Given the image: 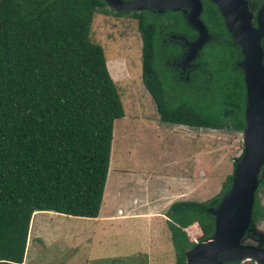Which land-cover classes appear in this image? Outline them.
Returning a JSON list of instances; mask_svg holds the SVG:
<instances>
[{
	"label": "trees",
	"instance_id": "obj_1",
	"mask_svg": "<svg viewBox=\"0 0 264 264\" xmlns=\"http://www.w3.org/2000/svg\"><path fill=\"white\" fill-rule=\"evenodd\" d=\"M201 2L210 39L187 79L170 64L184 53L171 36L197 38L182 12L114 15L137 21L141 81L162 123L242 132V56L217 8ZM98 12L109 13L104 0H0V264H24L35 213L99 215L113 124L124 111L103 48L90 39ZM234 170L213 198L173 202L165 211L175 264H186L185 252L196 245L189 227L200 231L199 243L214 234L207 210L230 190ZM258 179L264 186V165ZM252 214L259 215L257 203Z\"/></svg>",
	"mask_w": 264,
	"mask_h": 264
},
{
	"label": "rangeland",
	"instance_id": "obj_2",
	"mask_svg": "<svg viewBox=\"0 0 264 264\" xmlns=\"http://www.w3.org/2000/svg\"><path fill=\"white\" fill-rule=\"evenodd\" d=\"M107 9L108 14L94 15L90 39L103 48L124 117L113 124L100 212L102 217L106 215L105 221L113 223L117 208L123 210L135 196L158 205L153 214L159 218H152L147 230L140 220L129 224L137 234L136 243L124 232L93 231L90 220L43 212L46 214L36 216L35 222L42 220L44 230L33 233L31 227L24 264H175L170 234L160 215L173 202H204L216 196L244 151L240 132L189 128L159 120L155 104L141 81L142 41L137 21L130 15L116 17L114 13L118 11L108 6ZM170 39L184 49L182 57L170 64L182 79H187L185 74L194 69L199 51L191 55L189 41L176 36ZM124 174L131 175L125 178L126 184L122 180L120 183ZM255 203L259 215L252 217ZM252 213L241 244L264 251V186L259 179ZM186 233L199 244L201 233L195 225ZM145 248L148 254L143 253Z\"/></svg>",
	"mask_w": 264,
	"mask_h": 264
},
{
	"label": "water",
	"instance_id": "obj_3",
	"mask_svg": "<svg viewBox=\"0 0 264 264\" xmlns=\"http://www.w3.org/2000/svg\"><path fill=\"white\" fill-rule=\"evenodd\" d=\"M208 1L217 8L228 34L241 48L243 56L239 67L243 71L246 92L245 128L240 132L244 151L235 162L230 190L222 196L215 208L207 210L214 219V234L211 238L187 250L184 254L185 262L186 264H224L252 261L255 264H264V251L241 244L251 220L258 175L264 165V66L263 50L260 46L264 30L261 27L258 29L252 27V16L246 0ZM104 2L118 13H138L147 8L159 13L187 10V14L182 12L185 20L197 33L196 40L187 43L191 55L197 54L210 39L208 30L200 19L203 12L201 0H133L130 2L104 0ZM245 257L251 260L243 261L242 258Z\"/></svg>",
	"mask_w": 264,
	"mask_h": 264
},
{
	"label": "crops",
	"instance_id": "obj_4",
	"mask_svg": "<svg viewBox=\"0 0 264 264\" xmlns=\"http://www.w3.org/2000/svg\"><path fill=\"white\" fill-rule=\"evenodd\" d=\"M129 176H131V175L124 174L120 178V183L122 180V181H124V184H126L125 178L129 177ZM119 192H121V191H119ZM131 198L133 199V201H132V203H129V205H124V207H126V208H124L123 210L121 207L117 208L116 212L118 214L115 215L114 217H112V219H116L115 222H113V223H111L110 221H105L106 215L104 217H102L101 212H99V215L97 218L86 219V220H90V222H92L91 224L93 226V228H92L93 231H101V232L102 231H108L107 233H112L113 231L115 233H123L124 232V234H126L128 236L131 235V240H134V241H136V243H138L137 234L136 235L134 234V231H132V228L129 227V224H134L135 221L133 222V220H140L141 224H145L144 229L148 228L150 226V222H151L150 220L152 218H159V216L154 217V214H153V213H155L154 208H156V206H158V205L155 206L153 201H149V203H147L145 200H142V198H139V197L133 196ZM142 209H147V211H143ZM100 211H101V208H100ZM40 214H46V213L40 212V213L34 214L33 220H32L33 233L35 231H39L40 229L44 230L42 228L44 226V223L42 222V220L37 219L35 222L36 216H38ZM51 214L52 213H50V215ZM164 214H165V212L160 215V218L162 219L163 223H165V220H166ZM52 215H54V214H52ZM98 223H100V225H98ZM129 233H131V234H129ZM93 235H95V234H93ZM35 241H37V240H35ZM143 253L148 254L149 253L148 249L145 248V251H143ZM24 262H25V259H24Z\"/></svg>",
	"mask_w": 264,
	"mask_h": 264
},
{
	"label": "flooded vegetation",
	"instance_id": "obj_5",
	"mask_svg": "<svg viewBox=\"0 0 264 264\" xmlns=\"http://www.w3.org/2000/svg\"><path fill=\"white\" fill-rule=\"evenodd\" d=\"M246 2L248 4L249 13L252 16V18H251L252 27L254 29H258L259 27H261L264 30V0H246ZM231 41H232V45L235 46L236 44L234 43L232 38H231ZM260 46L263 50V59H264V34H263V37H261ZM238 48H239V51L241 54V48L240 47H238ZM241 56H242V54H241ZM242 58H243V56H242ZM241 61H242V59L236 64L238 68H240L239 64Z\"/></svg>",
	"mask_w": 264,
	"mask_h": 264
},
{
	"label": "bare ground",
	"instance_id": "obj_6",
	"mask_svg": "<svg viewBox=\"0 0 264 264\" xmlns=\"http://www.w3.org/2000/svg\"><path fill=\"white\" fill-rule=\"evenodd\" d=\"M242 260H243V261H249V260H251V258H249V257H245V258H242Z\"/></svg>",
	"mask_w": 264,
	"mask_h": 264
}]
</instances>
